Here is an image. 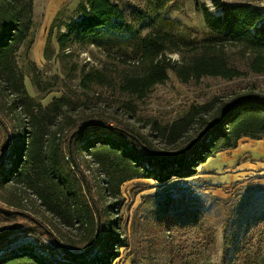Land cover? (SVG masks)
Listing matches in <instances>:
<instances>
[{"label": "trees", "instance_id": "1", "mask_svg": "<svg viewBox=\"0 0 264 264\" xmlns=\"http://www.w3.org/2000/svg\"><path fill=\"white\" fill-rule=\"evenodd\" d=\"M139 1L144 5L130 6L128 20L119 0H79L69 16L65 17L64 8L60 7L53 17L49 32L56 28L59 52L74 44L83 49L92 45L121 63L141 64L137 74L118 71L117 66L105 63L82 69L83 87L113 84L142 98L154 85L163 83L169 71L184 83L205 76L231 80L249 73L264 74L261 8L212 0L219 10L213 14L204 5L197 6L206 33L196 37L161 14L179 8L176 0ZM31 15L32 0H0V74L14 94L10 110L19 107L26 118L24 140L14 144L11 167L6 168L5 152L13 144V128L0 116V187L12 182L26 184L44 209L59 216L67 228H74L78 240L61 236L40 219L20 211L23 207L19 194L12 191L11 200L5 201L11 209L0 205V223L6 224L0 228V248L20 236L30 237L33 244L0 259V264H111L118 256L112 251L102 253L101 220L99 237L93 244L97 215L88 181H82L83 173L75 162L80 143L105 176L110 196L117 198L125 181L147 178L164 185L172 179L192 180L200 164L217 152L235 148L241 137L264 139V95L252 92L236 95L215 109H210L209 104H193L183 117L158 126L160 137L170 142L193 127L198 130L173 152L155 148L144 135L111 117L93 115L80 122L75 120L69 114L72 103L66 95L52 98L47 105L36 102L24 88L23 76L15 69L13 58L31 34ZM62 27L64 30L60 31ZM227 46L239 48L241 65L230 61ZM172 52L179 55L178 60L171 61L167 56ZM208 113L210 116L206 117ZM187 198L168 194L162 201L160 225L179 241L193 234L198 251H213L216 230L202 207ZM17 215L26 217L28 222H15ZM114 223L110 225L113 227ZM253 230L242 238L231 264H264V209ZM83 240V246H77ZM179 241L171 249L170 264H190L188 255L183 253V241ZM108 242L115 248L124 246L113 236Z\"/></svg>", "mask_w": 264, "mask_h": 264}, {"label": "rangeland", "instance_id": "2", "mask_svg": "<svg viewBox=\"0 0 264 264\" xmlns=\"http://www.w3.org/2000/svg\"><path fill=\"white\" fill-rule=\"evenodd\" d=\"M78 1L32 0L31 34L19 45L13 58L15 69L23 76L24 88L36 102L47 105L52 98L66 95L72 103L69 114L75 120L83 121L86 116L92 118L99 115L101 119L111 117L144 135L155 148L173 152L194 137L198 130L193 127L176 141L170 142L160 137L158 126L169 125L183 117L191 105L209 104L210 109H215L220 103L229 101L241 93L264 95V74L252 73L231 80L205 76L197 81L191 79L184 83L173 71H169L168 78L163 83L154 85L142 98L124 92L113 84L83 87L80 84L82 69L105 63L110 67L117 66L118 71L137 74L141 70V64L121 63L92 45L83 49L74 44L65 52H59L55 40L56 28L49 32L52 19L60 7L64 8V16H69ZM176 1L179 8L161 14L174 19L178 26L187 28V32L190 31L192 36L200 37L206 33L197 6L204 5L213 14L219 12L212 0ZM221 1L249 3L264 11V0ZM119 2L123 5L127 20L130 6L144 5L139 0ZM47 8L52 9L51 16L46 15ZM63 30V27L60 28V31ZM227 51L230 61L242 64L239 61L238 47L227 46ZM45 53L48 57H45ZM185 53L189 54L187 50ZM167 56L171 61L179 59L177 53H167ZM13 98V92L7 89L4 76L0 74V116L13 128V144L5 152L6 168L11 167L14 144H19L25 137L26 118L20 113L19 107L10 110ZM209 116L210 113L206 114V117ZM251 143H264V139L253 140ZM81 147L82 143L79 149H76L75 162L83 173L82 181H88L90 196L104 225L102 253L112 251L118 255L111 264H170L171 249L179 240L175 234L167 233L159 222L162 201L168 194H180L187 196L188 200H194L202 207L207 221L216 230L215 249L210 252L196 250V238L193 234L180 239L183 241V253L188 255L190 264H231L235 249L246 234L254 231L255 220L264 209V168H255L250 170L253 172L241 174L231 183L213 184L208 179H215L216 175L222 172L206 171L199 167L195 179H172L164 185L153 179H131L121 185L120 196L113 198L108 193L109 190H106L105 176L85 148ZM243 159L264 162V154L253 159L247 152L243 154ZM12 191L19 194L23 207L20 211L40 219L61 236L78 240L74 228H67L61 224L59 216L44 209L39 197L26 184L12 182L0 187V205L3 208L11 209L5 201L11 200ZM15 222L28 221L26 217L17 215ZM111 222H115L113 227ZM5 226V222L0 223V228ZM112 236L121 240L124 246L115 248L114 245H109L108 240ZM84 241L77 243V246L82 247ZM32 244L30 237L20 236L16 242L0 248V259L19 253L18 249ZM262 254L264 258V244Z\"/></svg>", "mask_w": 264, "mask_h": 264}, {"label": "crops", "instance_id": "3", "mask_svg": "<svg viewBox=\"0 0 264 264\" xmlns=\"http://www.w3.org/2000/svg\"><path fill=\"white\" fill-rule=\"evenodd\" d=\"M74 1V0H73ZM78 0H75L77 2ZM74 2V3H75ZM51 3L49 4V6ZM52 9L47 8L46 15L51 16ZM253 140L249 137H241L235 148L223 150L217 152L215 156L209 157L198 167L203 168L206 171H221L222 173L216 175V178L208 179L209 182L216 183H231L239 178L241 174H246L248 172H253L250 170L262 169L264 168V162L257 161L256 156L264 154V143H251ZM244 152H249L253 156L254 161L243 159ZM255 166V167H254ZM197 167V174L200 169ZM254 167V168H253ZM246 171V172H245Z\"/></svg>", "mask_w": 264, "mask_h": 264}, {"label": "water", "instance_id": "4", "mask_svg": "<svg viewBox=\"0 0 264 264\" xmlns=\"http://www.w3.org/2000/svg\"><path fill=\"white\" fill-rule=\"evenodd\" d=\"M82 179L84 180V177H82ZM95 209H96V215H97V226H96V237L95 240L93 242V244L96 243V241L98 240L99 237V228H100V217H99V211L97 210L96 206L94 205Z\"/></svg>", "mask_w": 264, "mask_h": 264}]
</instances>
